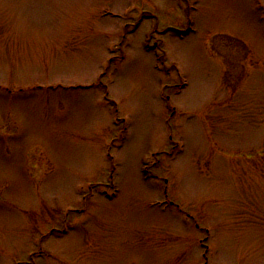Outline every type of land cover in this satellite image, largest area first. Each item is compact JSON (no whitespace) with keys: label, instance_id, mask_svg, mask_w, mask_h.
I'll return each mask as SVG.
<instances>
[{"label":"rangeland","instance_id":"374dc122","mask_svg":"<svg viewBox=\"0 0 264 264\" xmlns=\"http://www.w3.org/2000/svg\"><path fill=\"white\" fill-rule=\"evenodd\" d=\"M0 264H264V0H0Z\"/></svg>","mask_w":264,"mask_h":264}]
</instances>
